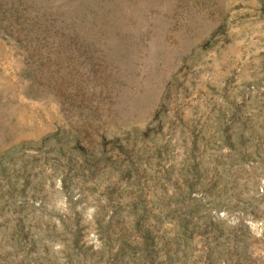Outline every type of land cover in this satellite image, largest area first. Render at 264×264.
<instances>
[{
	"label": "rangeland",
	"instance_id": "rangeland-1",
	"mask_svg": "<svg viewBox=\"0 0 264 264\" xmlns=\"http://www.w3.org/2000/svg\"><path fill=\"white\" fill-rule=\"evenodd\" d=\"M89 2L0 30V264H264V0Z\"/></svg>",
	"mask_w": 264,
	"mask_h": 264
},
{
	"label": "trees",
	"instance_id": "trees-1",
	"mask_svg": "<svg viewBox=\"0 0 264 264\" xmlns=\"http://www.w3.org/2000/svg\"><path fill=\"white\" fill-rule=\"evenodd\" d=\"M89 6V0H0V30L11 36L16 31L20 37L23 34L27 38L17 37L18 42L24 40L45 53L75 48L83 55L88 51L83 44L88 42L80 43L81 29L87 19L78 12Z\"/></svg>",
	"mask_w": 264,
	"mask_h": 264
}]
</instances>
